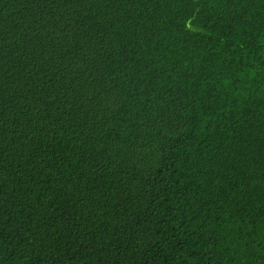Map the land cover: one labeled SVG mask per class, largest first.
I'll use <instances>...</instances> for the list:
<instances>
[{
    "label": "trees",
    "instance_id": "16d2710c",
    "mask_svg": "<svg viewBox=\"0 0 264 264\" xmlns=\"http://www.w3.org/2000/svg\"><path fill=\"white\" fill-rule=\"evenodd\" d=\"M0 264H264V0H0Z\"/></svg>",
    "mask_w": 264,
    "mask_h": 264
}]
</instances>
